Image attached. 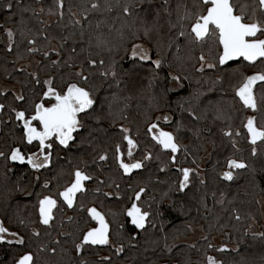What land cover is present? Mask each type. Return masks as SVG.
Masks as SVG:
<instances>
[{"label":"trees","instance_id":"16d2710c","mask_svg":"<svg viewBox=\"0 0 264 264\" xmlns=\"http://www.w3.org/2000/svg\"><path fill=\"white\" fill-rule=\"evenodd\" d=\"M7 2L0 0V25L3 26L0 27V79L18 86L26 101L14 100L17 94L13 90H0V103L6 106L0 111V151L8 153L15 146L25 153L35 150L22 142V122L15 120L9 107L28 109L42 98L47 86L35 84L29 76L31 72H38L41 81L51 76L58 91L66 90L68 83H78L91 91L95 104L88 110V116L80 114L84 127L74 133L75 144L69 149L53 144L54 163L50 169L36 173L26 163L0 157V221L26 239L25 246L0 244V264H12L13 258L25 251L34 254L36 264H76L74 244L80 242L83 231L95 225L81 204L84 208L96 207L110 224L112 244L87 246L84 256L91 264H186L188 260L191 264H207L206 255L214 256L223 264H264V239L259 235L264 233V182L260 180L264 176V144L257 142V154L253 156L243 127L247 116L253 113L242 106L234 92L240 73L250 75L264 66L259 61L252 66L241 60L231 62L227 71L207 67L203 72L198 71L200 55L208 62H215L219 49L212 42L192 43L187 36L178 35L179 27L170 28L168 24L169 20L176 23L178 3L195 11L193 5L198 0H168L167 5L163 0H151L142 6L147 14L141 8H134L131 16L124 14L123 6L139 0H64L63 20L48 14V8L55 7V0H11L12 11L4 7ZM239 2L256 8V18L264 19L258 0ZM93 4L99 7L93 8ZM24 7L35 9L37 15L22 12ZM157 10L159 30H153L149 39L143 35V21L152 22ZM50 16L52 20L48 22L46 18ZM21 17L25 21L23 26ZM75 20L80 23H74ZM192 22H184L185 32L190 31ZM21 27L31 30L27 38L20 36ZM5 28L15 32L11 52L7 51ZM28 38H35L34 47L38 51L27 52L33 46L27 43ZM139 41L148 47L152 60L162 61L161 68L156 69L151 61L134 62L130 58L132 45ZM50 48L59 50L60 56L50 51L45 58L43 52ZM89 58L97 60V64L89 65ZM51 60L61 63L55 66ZM100 60L104 61L103 67ZM113 60L118 62V67L134 68L132 73L120 77L119 86L100 74ZM81 66L89 77L87 82L74 75ZM176 75L181 77L179 82L171 78ZM259 91L257 85L258 94ZM51 102L54 101L45 100L46 104ZM160 115L169 117L168 121L159 122L161 128L173 132L177 142L188 148V153L182 147L177 154L178 166L196 168L192 163L195 159L200 178L205 181L200 184V178L193 177L192 187L186 193L177 192L173 183L180 179L175 170L177 165L169 164L167 171L159 170L170 154L156 145L147 129ZM257 125L264 126L259 115ZM122 128L129 129V135L137 141L134 157L145 165L130 174L123 173L115 158L116 144L121 145L123 159L130 158ZM229 128L233 132L231 138L224 135ZM237 130L239 136L235 135ZM233 139L236 147L232 146ZM149 152L153 158L144 160ZM104 153L108 159L99 160V155ZM157 155L160 159H156ZM229 158L247 164L245 169L232 170L231 181L219 175L228 170ZM76 168L94 179L84 182L87 192L77 193L74 208L69 209L58 192L72 182ZM37 175L39 181L35 179ZM45 180L51 181L50 189L42 188ZM141 187L146 192L137 203L151 215L145 229L139 230L124 213ZM117 192L118 198L105 196V193ZM165 192L169 195L164 196ZM48 194L57 199L58 209H54L50 226H45L39 223L38 199ZM20 220L25 221L23 226ZM253 222L261 226L260 233L249 231ZM120 224L123 230L118 232ZM197 228L203 235L194 242L186 241ZM33 229L39 231L38 237L32 235ZM120 244L124 251L116 253ZM208 244L214 247L208 248ZM222 246H226L225 250L217 251Z\"/></svg>","mask_w":264,"mask_h":264},{"label":"snow or ice","instance_id":"6c2138e0","mask_svg":"<svg viewBox=\"0 0 264 264\" xmlns=\"http://www.w3.org/2000/svg\"><path fill=\"white\" fill-rule=\"evenodd\" d=\"M147 3L150 4L151 0H139V3L123 6V12L125 15L131 16L133 14L134 8H141L147 14V9L142 8V6ZM164 5L168 4V0H163ZM258 6L261 13L264 14V0H258ZM4 7L12 11L14 5L9 0ZM93 8L99 7L97 4L92 5ZM195 11L189 9L186 5L178 3L176 5V23L171 20L168 21L170 28L179 27L178 35L181 37L187 36L192 43L207 44L208 42L214 43L219 49L218 55L215 62H208L203 54L200 55V68L197 69L200 72L208 69L223 68L225 71L233 61H243L247 62L248 65L255 66L259 63L264 66V19L256 18V8L251 7L249 4L244 2H233V0H198L197 3L193 5ZM64 0H55V7L48 8L49 15H58L60 20L64 17ZM165 12H168L167 7H165ZM31 11L33 15H37L35 9L29 7H24L22 12ZM41 13L44 12V8L41 7L39 10ZM71 11V9H69ZM73 15H75L73 13ZM159 10L156 11L152 22H148L146 19L143 21V35L146 38L151 39L150 33L153 30L158 31V21H159ZM171 16V13L168 12ZM193 21L190 25V31L185 32L184 22ZM43 23V22H42ZM74 23L79 24V20H75ZM20 24L23 26L25 21L21 17ZM0 27H3L0 25ZM8 44L7 51L11 52L15 32L12 28L4 29ZM31 32L30 29L27 31L24 27H21L20 36L27 38L28 34ZM45 40H48V36H44ZM67 39V38H63ZM27 43L33 45L27 48L28 53H34L38 51L34 45L36 44L35 38H28ZM99 46V43H98ZM64 45L61 44L60 48ZM56 52L57 56H60L59 50L55 48H50L43 52L45 58L49 57V52ZM75 52V49H72ZM134 62L139 61H151L156 69L161 68L162 61L160 59L152 60L147 49L144 48L142 44H133L131 47V57ZM72 59V57H69ZM40 63L39 61L37 62ZM60 60H51V64L58 66L60 65ZM65 64L68 67L72 65ZM88 64L95 66L97 60L88 59ZM99 64L101 67L104 66V61L100 60ZM24 71L23 68L19 69ZM134 71V68H123L118 67V62L113 60L108 68L102 71L100 74L105 79L109 77L117 86L121 83L120 77L122 75H128ZM75 76L87 82L89 77L84 74V68L81 66V70L74 73ZM171 75V74H170ZM34 79L35 84H43L46 90L42 93V98L39 102H34L30 105L28 109H18L16 107H10V111L14 114L15 120L22 122V142L26 146H32L35 148L34 151H28L25 153L21 147L15 146L11 147L8 153L0 151V157L11 162H19L21 164L26 163L34 172L39 173L41 170H48L53 166V144L58 143L64 149H69L73 144H75L76 137L74 133L78 132L84 127L82 118L80 114L88 116L89 109L95 104V99L89 89L80 86L78 83H68L66 85V90L58 91L53 86V78L49 76L48 79L43 81L40 80L38 72L29 73ZM241 79L238 85L234 86L235 96L238 97L242 106L246 109L252 111L253 115H249L246 118V123L243 127L246 129L247 138L252 145L251 153L253 156L257 154V142L264 144V126L257 125V115L260 116L261 120L264 121V68L259 71H255L250 75H245L240 73ZM173 80L179 82L181 77L179 75L172 76ZM219 79V77H218ZM257 85L260 86L259 94L257 92ZM26 86V85H24ZM179 86V83H178ZM33 95L35 93L33 92ZM16 101L24 102L26 97L23 93L17 94L13 97ZM45 100L54 101L51 103H45ZM5 104L0 103V111L5 109ZM31 112V115H29ZM157 119H160L159 117ZM165 121L169 120V117L164 116ZM123 135V140L127 142V155L132 157L133 149L136 148L137 141H135L129 135V129H121ZM148 133L151 135L153 141L156 145L166 154L169 155L167 162L159 169L160 171H167L168 165H177L176 171L180 174V179L178 182H173L176 184V191L179 193H186L193 184V177L200 178L199 164L193 159L192 163L196 164V168L191 167H180L179 161L177 159V154L181 151L183 147L184 153H188L187 146H182L177 142L176 136L173 132L164 131L159 129L158 125L153 123L148 126ZM227 137H232L233 132L229 128L224 132ZM236 136L240 135L239 130L235 133ZM232 146L236 147V141L233 139L231 141ZM115 158L119 164V168L122 169L124 174H130L133 170H138L144 168V163L142 160H136L133 163H126L123 159L124 153L121 150V145H115ZM153 158L152 153L149 152L144 156V160H151ZM57 159H60L57 156ZM108 159L107 153L99 155V160L105 161ZM156 159H160L159 155ZM227 171L219 173L220 177L224 180L231 181L233 179V169H245L247 164L243 160H237L229 158L226 161ZM253 171L252 180L255 181L257 176L255 174V169ZM74 179L72 182L64 187L62 191L58 192V196L62 198V203L65 204L69 209H73L77 193L83 195L87 192L85 181L93 180L94 177L87 174L81 168H76L73 173ZM36 181L40 180V176L35 177ZM261 182H264V176H260ZM102 183V181L100 182ZM200 184H204L205 181L200 178ZM51 181L45 180L42 188L50 189ZM117 188L119 185L116 186ZM171 190V186H170ZM99 192V188L95 189ZM146 192L145 187H141L139 191L134 193L135 199L131 203V207L127 208L125 215L130 218V222L137 229H145L148 218L151 213L149 211L143 210L139 205L142 194ZM26 195H31V193H25ZM39 195V194H38ZM115 195L119 197V193H105V196ZM164 196H168L169 193L165 192ZM203 203V198L201 200ZM83 208L91 220L95 221L97 226L89 227L86 231L81 233L82 239L79 243L74 244V251L77 254L76 264H91V262L84 256L87 250V246L94 245H110L112 244L111 234H110V224L105 218V215L97 210L96 207L84 208V205H80ZM54 209H58V201L53 195H43L42 198L38 199V213H39V223L45 226H50L51 221L54 219ZM69 220L72 217H68ZM236 219H240L239 216ZM20 224L23 226L25 224L24 220H20ZM123 225L118 226L117 231H122ZM32 235L38 237L40 235L39 231L33 229ZM254 236L256 234H253ZM262 239H264V233L259 234ZM207 239V237H204ZM0 244L7 245H20L25 246L26 239L25 236L21 235L19 232L10 231L9 228L4 226V223L0 221ZM195 247V245H192ZM212 244H208V248H213ZM226 246H222L217 251H224ZM116 253H122L124 251L123 244H120L115 249ZM108 260V257L104 258ZM207 264H223V261L217 260L212 255L205 256ZM12 264H36L34 254L31 251H25L24 254L20 255L18 258H13ZM186 264H191V261H186Z\"/></svg>","mask_w":264,"mask_h":264},{"label":"rangeland","instance_id":"374dc122","mask_svg":"<svg viewBox=\"0 0 264 264\" xmlns=\"http://www.w3.org/2000/svg\"><path fill=\"white\" fill-rule=\"evenodd\" d=\"M46 20L48 22H51V20H52L51 16L46 18ZM134 44H142L144 46V48L148 50V47L143 42L139 41V42H136ZM148 52H149V50H148ZM149 55H150V53H149ZM25 66L30 67L29 64H26ZM0 90L1 91L13 90L16 94H20V88L18 86L6 83V82H4L1 79H0ZM262 226L264 227V221L262 223ZM248 229L252 233H260L261 232V226L258 223H256V222L251 223V225L249 226ZM202 235H203V232H202L201 229H198V228L194 229L193 234L190 237H188L186 239V241L194 242V241L198 240ZM215 241L219 243L220 239L219 238H215Z\"/></svg>","mask_w":264,"mask_h":264},{"label":"flooded vegetation","instance_id":"af4514ba","mask_svg":"<svg viewBox=\"0 0 264 264\" xmlns=\"http://www.w3.org/2000/svg\"><path fill=\"white\" fill-rule=\"evenodd\" d=\"M20 93H21V92H20ZM159 118H160V119H157V121L154 122V123L158 125L159 129H162L161 126L159 125V122L163 119V117L160 115ZM162 130H163V129H162ZM164 131H165V130H164ZM135 150H136V148L133 149V155H132V157H130L129 159L124 160L126 163H133V162H135L136 160H141L140 158H135V157H134ZM126 151H127V148H126ZM133 171H136V170H133ZM91 207H93V206H91ZM97 210H98V209H97ZM94 222H95V221H94ZM96 225H97V224H96V222H95V225H94L93 227H95Z\"/></svg>","mask_w":264,"mask_h":264},{"label":"water","instance_id":"95a60500","mask_svg":"<svg viewBox=\"0 0 264 264\" xmlns=\"http://www.w3.org/2000/svg\"><path fill=\"white\" fill-rule=\"evenodd\" d=\"M234 62V61H233ZM99 211V210H98ZM101 212V211H100ZM102 213V212H101ZM103 214V213H102ZM129 220H130V218H129ZM131 223V222H130ZM97 226V225H96ZM134 226V225H133ZM139 230H141V229H139Z\"/></svg>","mask_w":264,"mask_h":264},{"label":"bare ground","instance_id":"6f19581e","mask_svg":"<svg viewBox=\"0 0 264 264\" xmlns=\"http://www.w3.org/2000/svg\"><path fill=\"white\" fill-rule=\"evenodd\" d=\"M102 134V133H101ZM249 253V252H248ZM253 258H254V256H253Z\"/></svg>","mask_w":264,"mask_h":264}]
</instances>
